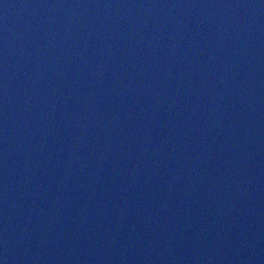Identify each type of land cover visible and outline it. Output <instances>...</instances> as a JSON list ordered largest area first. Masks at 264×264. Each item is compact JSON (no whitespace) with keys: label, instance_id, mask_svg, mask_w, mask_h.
I'll list each match as a JSON object with an SVG mask.
<instances>
[{"label":"water","instance_id":"95a60500","mask_svg":"<svg viewBox=\"0 0 264 264\" xmlns=\"http://www.w3.org/2000/svg\"><path fill=\"white\" fill-rule=\"evenodd\" d=\"M2 264H264V0H0Z\"/></svg>","mask_w":264,"mask_h":264},{"label":"snow or ice","instance_id":"6c2138e0","mask_svg":"<svg viewBox=\"0 0 264 264\" xmlns=\"http://www.w3.org/2000/svg\"><path fill=\"white\" fill-rule=\"evenodd\" d=\"M0 264H2V262H0Z\"/></svg>","mask_w":264,"mask_h":264}]
</instances>
